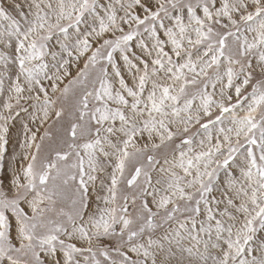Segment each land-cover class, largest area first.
Masks as SVG:
<instances>
[{"label":"snow or ice","instance_id":"snow-or-ice-1","mask_svg":"<svg viewBox=\"0 0 264 264\" xmlns=\"http://www.w3.org/2000/svg\"><path fill=\"white\" fill-rule=\"evenodd\" d=\"M0 264H264V0H0Z\"/></svg>","mask_w":264,"mask_h":264}]
</instances>
